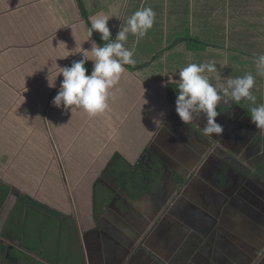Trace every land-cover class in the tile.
Returning <instances> with one entry per match:
<instances>
[{"label": "crops", "instance_id": "1", "mask_svg": "<svg viewBox=\"0 0 264 264\" xmlns=\"http://www.w3.org/2000/svg\"><path fill=\"white\" fill-rule=\"evenodd\" d=\"M252 6L253 0H0V179L87 220L94 183L113 154L135 163L164 126L173 108L169 85L188 87L196 60L221 69V59L228 64L231 52L243 53L216 43L205 24L226 30L237 20L250 35L253 12L249 19L240 11ZM145 20L163 34L160 59H151L155 47L139 49V36L151 34L143 32ZM186 24L209 56L195 60L184 48ZM180 52L185 64L177 61ZM80 59L95 71L80 77L70 70ZM15 243L23 245L21 236Z\"/></svg>", "mask_w": 264, "mask_h": 264}, {"label": "flooded vegetation", "instance_id": "2", "mask_svg": "<svg viewBox=\"0 0 264 264\" xmlns=\"http://www.w3.org/2000/svg\"><path fill=\"white\" fill-rule=\"evenodd\" d=\"M245 99L213 89L168 97L173 108L130 175L118 182L109 160L87 220L54 208L57 221H33L32 242L26 229L19 246L17 232L3 236L8 212L5 263L184 264L198 249L211 263L264 264V99ZM136 172L146 183L140 194L128 183ZM212 223L224 226L223 238Z\"/></svg>", "mask_w": 264, "mask_h": 264}, {"label": "rangeland", "instance_id": "3", "mask_svg": "<svg viewBox=\"0 0 264 264\" xmlns=\"http://www.w3.org/2000/svg\"><path fill=\"white\" fill-rule=\"evenodd\" d=\"M260 4V0L256 3V0H253V11H249L246 13V10H241L240 13L245 14L243 16L249 17L250 13L253 14V30L250 35H246L245 27L241 28L242 22L235 20H231V24L233 25L230 29L224 30L222 27H217V24L214 23H206L204 27L208 28L207 35L209 31L217 37L216 43L230 46L232 49H237L243 51L242 54L238 52H231L226 57L229 58L228 64L225 61L220 62V65L224 66L223 68H215L213 63H198L200 61L196 59H202L203 57L209 56L208 48L206 42L203 41L202 38L192 37L193 35H197L196 33L191 32V26L188 24L183 25V33L186 35V44H184V48L188 49L190 53H193L196 62L193 64V72H187V93L191 91L197 90L198 92H207V91H220L224 94H231L232 96H239L241 99H254L259 100V104L262 103L264 99V31L261 32V29H264V5ZM250 19V17H249ZM146 21V29L143 32L151 31V34L147 36L143 34V36H139L140 45L139 49L147 51L148 49H153L155 47L156 52L153 53L151 59H156L159 57L161 53V38L162 35L161 30L158 28L153 30L154 27ZM234 23V24H233ZM234 30V31H233ZM146 34V33H145ZM262 36H261V35ZM207 37V36H206ZM109 37H104L103 40L108 39ZM193 41H191V40ZM211 39V38H209ZM201 42H199V41ZM154 50V51H155ZM205 50H207L205 52ZM185 51V50H184ZM186 53V51H185ZM184 52L175 53V55L180 56L177 58V61L185 64L187 55ZM255 55V60L245 58L246 55ZM163 58V54L161 59ZM149 59V60H151ZM136 60H139L136 58ZM148 60V61H149ZM210 60L209 58L207 59ZM136 63V61H133ZM192 62V61H191ZM200 65V66H199ZM229 65V66H228ZM253 102V101H252ZM13 195H10L2 208L0 209V238L1 237V229L4 224V221L7 217V214L12 207L14 200ZM15 198V197H14ZM21 230L17 231V240H19L22 233ZM1 241V240H0ZM1 249H4V245L0 244ZM3 251V250H2ZM7 264V262L5 263Z\"/></svg>", "mask_w": 264, "mask_h": 264}, {"label": "trees", "instance_id": "4", "mask_svg": "<svg viewBox=\"0 0 264 264\" xmlns=\"http://www.w3.org/2000/svg\"><path fill=\"white\" fill-rule=\"evenodd\" d=\"M88 25L92 34L96 36V33L89 21H88ZM148 63L150 62L141 64L139 66H144ZM68 67L70 70L78 72V75L80 77L84 75H90L95 71V68L89 65L84 59H80L76 62H73ZM136 67L137 66H130V68H136ZM168 93L170 98H177L178 96L183 97L187 93V87L182 84L172 83L168 87ZM133 166L134 164L130 163L121 153L116 152L113 154V156L110 159V162L107 167V171L113 177H115V179H117L118 182H122L127 175H130ZM134 174L130 176L131 179L130 181H132L133 183L131 182L128 183L131 184L132 186L131 188H133L134 190L136 189L135 190L136 194H140L143 191L142 185H144L145 183V178L143 176L142 178H139L138 172ZM10 195H13L15 197V200L9 211L8 217L6 219V223L4 225L3 236L5 237L19 230H21L20 232L23 234L24 231H27L26 229H29V232L25 233V236L29 237L30 242H32L31 239H33L35 233L39 229V227L37 228L35 223H32L33 221L41 220V222L45 223L46 225L47 222L57 221V218L54 219L53 215H55L56 217L61 215V212L57 211L56 209L50 207L49 205L43 202L34 199L29 194L22 192L17 188H14L12 185L0 179V209L2 208V206L4 205V203L6 202V200ZM45 225L43 227H45ZM2 250L3 249H1L0 246V255H3ZM1 261L2 258L0 257V263Z\"/></svg>", "mask_w": 264, "mask_h": 264}, {"label": "water", "instance_id": "5", "mask_svg": "<svg viewBox=\"0 0 264 264\" xmlns=\"http://www.w3.org/2000/svg\"><path fill=\"white\" fill-rule=\"evenodd\" d=\"M111 55H113L112 53H111ZM116 58V57H115ZM118 59V58H117ZM242 204L244 205L245 203L244 202H242ZM239 208H242V205H240L239 206ZM244 212V211H243ZM245 212H246V210H245ZM239 216L242 218V219H244V217H243V215H242V212L241 211H239ZM210 219H213V217L212 216H210L209 217ZM213 221V220H212ZM209 227L211 228V229H213V231H215L216 229H218V234H219V236L220 237H224V235H223V233H224V231H223V225H221V224H217V223H212V224H210L209 225ZM208 227V229H210ZM248 227V226H247ZM250 227V226H249ZM214 228H216V229H214ZM251 229H252V227H250ZM263 232H264V230H263ZM260 234V233H259ZM258 235V234H257ZM259 238L260 237H262V236H258ZM258 244H260L259 242H258ZM258 247H260L259 245H258ZM182 257H183V262H184V264H212L211 263V261H210V259H209V257H207V256H201V254L199 253V251H198V249H195V250H189L188 251V253H185V254H183L182 255ZM157 264H160V263H158V261L156 262ZM238 263L239 264H242L241 262H239L238 261Z\"/></svg>", "mask_w": 264, "mask_h": 264}]
</instances>
